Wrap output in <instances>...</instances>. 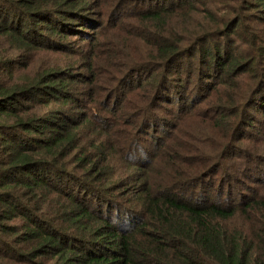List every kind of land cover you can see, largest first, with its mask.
Masks as SVG:
<instances>
[{
    "label": "trees",
    "instance_id": "trees-1",
    "mask_svg": "<svg viewBox=\"0 0 264 264\" xmlns=\"http://www.w3.org/2000/svg\"><path fill=\"white\" fill-rule=\"evenodd\" d=\"M139 1L146 6L135 11ZM125 16L140 30L123 37L129 48L119 59L116 46L126 47L110 29L121 25L126 33ZM263 19L264 0H0V40L11 49L60 51L82 63L0 83L3 251L13 254L16 241L22 264L49 257L56 264H264V196L232 190L228 182L247 159L264 163V153L240 144L253 137L248 127L264 136L258 117L264 118V66H257L264 60V31L255 27ZM97 23L106 27L103 38L90 41ZM81 41L90 42L84 48ZM18 59L0 50V72L13 78ZM243 72L240 99L228 111L221 105L205 114L228 118L233 128L226 137L233 142L219 141L212 152L184 142L164 157L170 169L179 160L188 181L166 179L164 169L163 185L154 189L148 175L138 176L147 158L126 164L129 172L109 160L108 153L120 149L114 141L123 156L138 147L126 128V147L118 139L128 116V125L146 127L147 118L155 121L163 110L157 100L175 99L178 112L171 116H196L193 106L206 96L198 88L205 84L210 95V78L232 82ZM171 86L174 100L167 94ZM187 92L194 99L185 104ZM245 127L246 135L235 138L234 130ZM84 129L96 130L100 143L81 145ZM221 173L215 182L213 175Z\"/></svg>",
    "mask_w": 264,
    "mask_h": 264
},
{
    "label": "rangeland",
    "instance_id": "rangeland-1",
    "mask_svg": "<svg viewBox=\"0 0 264 264\" xmlns=\"http://www.w3.org/2000/svg\"><path fill=\"white\" fill-rule=\"evenodd\" d=\"M137 11L139 8H145V4L141 1L136 2ZM121 7L117 8L120 9ZM96 11V9L94 10ZM134 11V10H133ZM264 20V19H263ZM123 22H126L125 26L126 28H129V30L125 33L121 31V25L117 27L116 29H113V27L110 29V31H116L115 35L113 36L116 41L117 45H125V42L123 41V37H126V35H132V34H137L140 30L137 24L130 19L129 16H125L122 19ZM100 22V21H99ZM256 28H262L264 31V21L262 25H256ZM106 27L101 26L100 23H97L92 31H89L90 33V41L94 39H101L103 38V32ZM255 31V30H253ZM262 37L263 34H261ZM112 36V35H110ZM73 40L75 41L78 39L77 37H72ZM83 42L81 41V44H83V47L85 48L86 45H89L88 43L90 42ZM76 42V41H75ZM125 52H123L118 46H116L115 54L119 55V59L121 58V55L124 57L126 50L129 48L128 45H125ZM21 50H16V49H11L9 46V41L4 43L3 40H0V50H6L9 49L11 50V53L15 54L17 57L19 56L21 59H18L17 63L18 65L16 66L17 69L14 70L17 73L13 74V78H10V75H8L7 71L3 69V71L0 72L2 73H7L5 77L0 76V83L8 85L10 82H14L17 79H22L25 76H30L34 77V75L41 70H44L48 68L49 66L54 67V66H71L73 70H76V64L77 67H79L82 63H78L77 58L78 55H73L69 56L64 53H61L60 51L56 52H49V51H40V50H34L31 49L29 51L27 50H22L23 47H20ZM85 52L83 53V55ZM82 55V56H83ZM32 58V59H29ZM85 59V58H84ZM20 60V62H19ZM86 60V59H85ZM103 60V59H102ZM34 61V62H33ZM27 64V66H26ZM12 65H14L12 63ZM258 68L264 66V60L263 61H258L257 63ZM15 67V65H14ZM15 67V68H16ZM143 72V71H142ZM141 72V73H142ZM144 73V72H143ZM142 73V74H143ZM247 72L243 73H238L236 76V80H233L232 82H220L219 78H210L208 83H214V89L213 92L210 95H207L206 93V85H202L200 88H198V93L200 96L203 94L209 97L204 96L202 99H199L200 101L195 104L194 109L197 111L196 116H184L182 119L181 117H176V116H171L169 111L173 112L174 114L178 112V108L175 106V97L178 96L177 92L174 91L175 88L172 86L170 87L168 92V96L172 98L174 101L165 103L164 101L157 100V105L160 104L161 108L163 110L159 113H157L156 120H152L151 118H147V124L145 125L146 127H143L142 125L138 124L136 127H132L128 125V122L130 120L131 116H128L126 120L123 121V124L121 126V131H122V137L118 138L120 141V145H124L126 147L128 141L126 134L123 130H129L130 135L135 137L136 140L139 142L137 143V146L135 151L133 149L130 151L132 152L130 156H123L122 155V146H117V144L114 141V145L117 148H120L118 152L110 151L108 153L109 160L114 161L117 165L120 166H127L126 164L131 163V162H137L139 160L144 161V159L147 158V163L143 164L140 168L141 171L138 173V176L143 172L144 177L149 176L150 181L153 180L152 188H156V186L163 185L160 180V172H162L164 169L165 171H168L170 174L166 179H169L171 177V181H175L176 179L182 178L181 181H188L190 177L186 176V173H183V168L184 165L182 163H179L180 161L177 160V166H173L172 169L169 168V165L165 162L164 157L166 155H171L175 151H177L181 146H186L184 142L188 144V146L191 147H198L199 145L202 147V150L212 152L211 150L217 147V143L219 141H222L225 143L233 142L231 138L228 139L226 137V134L229 132V134L232 131V127H229V121L228 118L225 119H219L220 116H206L205 114L214 113L220 109H222L223 105V111H228L234 101L240 99V94L241 91H244L245 88V82L246 79L244 78L246 76ZM139 74H133L131 77L135 76V78ZM249 75V74H248ZM248 75H247V80H248ZM127 78V77H126ZM131 79L130 82H132ZM191 86H188V89H190ZM166 87H164V91H166ZM179 91V89H177ZM176 90V91H177ZM80 92V93H79ZM78 92V95L81 97L83 96L82 92L83 90L80 89ZM176 93V94H175ZM188 94L186 97L183 99L184 103H188L189 100L194 99V95L192 93L187 92ZM129 95V94H128ZM108 97V94H104L102 96V99L106 100ZM132 98H135L133 95H131ZM206 97V98H205ZM119 99V96L117 95L116 97ZM201 98V97H200ZM171 99V100H172ZM210 101V102H209ZM209 102V103H207ZM237 102V101H236ZM168 106V107H167ZM260 119L264 120L263 116L259 115ZM181 119V123H179V120ZM231 120V119H230ZM178 125V126H177ZM126 128V129H125ZM245 129L244 130H234L236 135L235 138L238 136L246 135L245 134ZM250 132L252 133L253 137H250L249 139H243L240 144L249 147L251 149H255L259 154L264 153V136H262L258 131L257 127H248ZM155 137H158L157 141H161V144H166V145H159L157 149L154 147V143L156 142ZM260 137L263 139L261 141ZM78 139L80 141V144L83 146L89 147V145L92 144V142L95 140L96 144L100 143V137L99 134L97 133L96 130H93L92 132L88 131L87 129H84L81 131V133L78 135ZM204 143L200 142L203 141ZM156 144V143H155ZM223 144V145H224ZM129 147L127 149L129 150ZM258 148V150H257ZM156 151L161 154L156 155V157L149 158V154L152 153V151ZM254 151V150H251ZM125 157L127 161L125 160ZM250 160H252L250 157H248ZM154 159V161L151 163V161ZM158 159V160H157ZM169 164H172L170 162ZM180 164V166H179ZM254 164L253 162L249 161L248 159L244 161L243 165L246 168H238L237 171H234L231 167L228 166L229 169L233 170L232 173H229L228 177V182L231 185V189H237L241 190L244 192L246 195L252 194L254 191L255 193L258 192L259 195L264 196V184L262 187L259 188V186L263 183L260 181H263L261 178L264 176L259 174L261 170L264 171V163H262L259 166L251 165ZM242 165V164H241ZM201 168L193 169L191 173L198 174ZM136 171V169H133ZM242 170H247L246 175L242 173ZM127 171L129 172L128 166H127ZM244 172V171H243ZM133 173V172H132ZM180 174V175H179ZM247 174H249L251 177H247ZM209 176V173L205 175V178ZM212 176V175H211ZM209 176V178L211 177ZM215 178V182L218 181L219 177H222L221 174L213 175ZM257 180V181H256ZM225 189V188H224ZM257 190V191H256ZM9 223H14L15 220L11 219L8 221ZM11 237V234L9 235ZM20 246V245H19ZM6 246H1L0 245V262L2 264H22V257L17 255V251L20 250L18 245L13 243V254H8L3 251ZM38 261H40L39 258H35L33 261H27V264H41ZM42 264H56L55 258L49 257L46 260H43Z\"/></svg>",
    "mask_w": 264,
    "mask_h": 264
}]
</instances>
